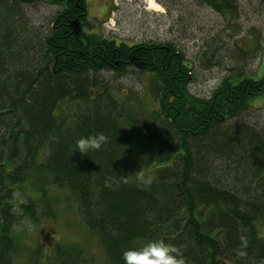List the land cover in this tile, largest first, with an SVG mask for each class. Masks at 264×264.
<instances>
[{
  "label": "trees",
  "instance_id": "1",
  "mask_svg": "<svg viewBox=\"0 0 264 264\" xmlns=\"http://www.w3.org/2000/svg\"><path fill=\"white\" fill-rule=\"evenodd\" d=\"M34 1L0 0V264H22L16 226L53 217L58 201L73 204L105 264H124L122 252L149 239L179 249L185 264H264V129L232 120L264 93V68L250 77L237 67L198 96L173 43L87 32L86 0H42L60 9L37 37L18 20L19 5ZM195 1L236 13L237 0ZM130 68L145 75L151 102L99 77ZM98 131L104 146L75 151L78 137ZM135 159L150 171L136 172ZM24 259L82 264L66 242L49 256L37 242Z\"/></svg>",
  "mask_w": 264,
  "mask_h": 264
},
{
  "label": "rangeland",
  "instance_id": "2",
  "mask_svg": "<svg viewBox=\"0 0 264 264\" xmlns=\"http://www.w3.org/2000/svg\"><path fill=\"white\" fill-rule=\"evenodd\" d=\"M86 0V15L81 22L87 32L137 41L171 42L191 63L192 81L189 90L208 97L222 79L237 67L247 74L260 73L264 68V2L237 0L236 13H220L195 0ZM18 20L24 29L40 37L45 33L57 4L37 0L19 5ZM101 82L112 87L115 94L125 97L141 96V103L150 101L149 91L144 92L146 77L141 70L130 68L125 72L101 70ZM144 93V94H143ZM144 95V97H143ZM244 120L256 128L264 129V93L232 120ZM136 172H149L135 159ZM15 197L23 198L19 192ZM53 217L37 222L23 219L17 225L21 233L24 252L14 256L17 263L25 261L28 249L41 243L44 255L49 256L58 242L71 243L80 250L82 264H105L106 256L97 238L81 221L73 204L57 202ZM257 231L264 235V215L257 222Z\"/></svg>",
  "mask_w": 264,
  "mask_h": 264
},
{
  "label": "clouds",
  "instance_id": "3",
  "mask_svg": "<svg viewBox=\"0 0 264 264\" xmlns=\"http://www.w3.org/2000/svg\"><path fill=\"white\" fill-rule=\"evenodd\" d=\"M108 140L109 136L103 131L82 135L75 140V151L86 155L100 149ZM137 180L142 185H149L152 177L141 174ZM122 258L124 264H185L179 249L163 239H149L139 248H127L122 252Z\"/></svg>",
  "mask_w": 264,
  "mask_h": 264
},
{
  "label": "bare ground",
  "instance_id": "4",
  "mask_svg": "<svg viewBox=\"0 0 264 264\" xmlns=\"http://www.w3.org/2000/svg\"><path fill=\"white\" fill-rule=\"evenodd\" d=\"M150 6H152L154 9H157V5L155 4V2L153 0H150ZM191 64V63H190ZM244 70V69H243ZM245 75H248L250 77L259 75V73L257 72L256 74H247L246 71L244 70Z\"/></svg>",
  "mask_w": 264,
  "mask_h": 264
}]
</instances>
